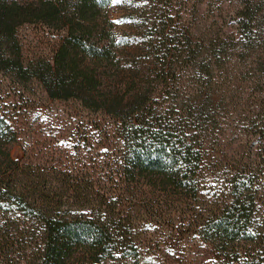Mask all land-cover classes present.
Wrapping results in <instances>:
<instances>
[{
  "label": "trees",
  "instance_id": "1",
  "mask_svg": "<svg viewBox=\"0 0 264 264\" xmlns=\"http://www.w3.org/2000/svg\"><path fill=\"white\" fill-rule=\"evenodd\" d=\"M109 5L0 0V73L26 92L30 82L37 83L46 100H74L92 121L109 120L110 130L80 135L85 148L89 139H100L102 150L110 139L120 144L124 187L147 181L165 188L170 199L162 206L170 209L164 211L181 214L184 225L212 247V264H264V156L239 152L233 165H222L223 158L214 162L216 119L204 109L194 113L175 78L169 86L163 76L157 93L151 80L138 87L134 76L124 75ZM33 24L46 28L56 43L50 57L28 61L19 29ZM158 42L166 48L155 54L158 63L171 71L172 61L187 51L173 52L171 37L162 33L151 43L153 52ZM260 112L254 125L264 124ZM13 125L0 115V264H141L134 214L147 211L116 205V196L95 190L90 172H52L28 150L23 161H14L7 149L14 140L5 139Z\"/></svg>",
  "mask_w": 264,
  "mask_h": 264
},
{
  "label": "rangeland",
  "instance_id": "2",
  "mask_svg": "<svg viewBox=\"0 0 264 264\" xmlns=\"http://www.w3.org/2000/svg\"><path fill=\"white\" fill-rule=\"evenodd\" d=\"M107 12L124 56V75L134 76L138 87L143 86L140 81L151 80L157 93L163 76L169 86L175 78L181 98L194 113L204 109L216 119V128L210 129L219 136L211 147L214 162L223 158L222 165H233L232 157L239 152L264 156V124L252 122L264 110V0H110ZM162 33L171 37L173 52L178 47L187 51L172 61L171 71H163L155 55L161 49L166 53L165 46L158 42V52L151 49ZM19 36L28 61L40 54L50 57L56 43L53 34L34 24L21 27ZM7 77L0 73V115L14 122L5 138L14 140L7 148L14 161H23L28 150L52 172H90L95 190L109 191L116 205L146 210L134 214L140 233L135 253L141 264L213 263L215 251L184 225V217L164 211L170 209L162 206L170 199L165 188L147 181L124 187L118 177L123 175L120 144L110 139L102 150L100 139H89L91 145L85 148L80 135L87 131L96 137L110 130L109 120L92 121L74 100H46L37 83L30 82L26 92ZM152 206H162L161 212L150 211Z\"/></svg>",
  "mask_w": 264,
  "mask_h": 264
}]
</instances>
